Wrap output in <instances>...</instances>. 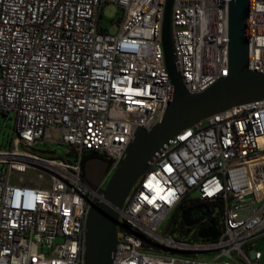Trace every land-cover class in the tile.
Returning a JSON list of instances; mask_svg holds the SVG:
<instances>
[{
    "label": "built area",
    "instance_id": "2783aa9c",
    "mask_svg": "<svg viewBox=\"0 0 264 264\" xmlns=\"http://www.w3.org/2000/svg\"><path fill=\"white\" fill-rule=\"evenodd\" d=\"M107 3L123 12L116 34L101 23ZM165 3L0 0V115L15 119L0 149V264H85L84 157L110 162L104 187L136 131L157 125L170 100ZM231 6L174 2L176 63L191 93L229 75ZM248 8V64L264 75V0ZM53 144L65 154L48 155ZM185 201L209 207L200 226L173 221ZM121 215L112 264H262L264 100L171 139ZM212 223L217 238H200Z\"/></svg>",
    "mask_w": 264,
    "mask_h": 264
},
{
    "label": "water",
    "instance_id": "95a60500",
    "mask_svg": "<svg viewBox=\"0 0 264 264\" xmlns=\"http://www.w3.org/2000/svg\"><path fill=\"white\" fill-rule=\"evenodd\" d=\"M175 0H166L162 45L164 61L172 87L170 100L162 120L151 130L138 129L119 160L117 168L105 184L110 162L102 157L90 158L84 166V180L90 189V209L86 220L85 264H112L118 241L121 210L136 184L150 169L157 153L179 133L207 118L234 107L264 100V75L252 71L248 64V0H232V29L229 43V75L198 93L189 92L177 68L172 13ZM194 209L204 210L207 205L184 210L181 218L185 225L193 226L198 220L190 215ZM203 239H215V223L200 230Z\"/></svg>",
    "mask_w": 264,
    "mask_h": 264
},
{
    "label": "rangeland",
    "instance_id": "374dc122",
    "mask_svg": "<svg viewBox=\"0 0 264 264\" xmlns=\"http://www.w3.org/2000/svg\"><path fill=\"white\" fill-rule=\"evenodd\" d=\"M123 17V12L119 7L112 3H107L103 9V17L101 19L102 25L109 30L110 33L116 34L119 31V20ZM15 125V119L0 115V149L4 146H8V139L12 136L13 128ZM65 146L59 144H53L44 149L54 150L55 152H49L48 155L63 156L65 154ZM172 214H170L166 220L160 225V232L164 233L165 228ZM177 218H181L178 214ZM256 247L262 252V264H264V240L259 241Z\"/></svg>",
    "mask_w": 264,
    "mask_h": 264
},
{
    "label": "flooded vegetation",
    "instance_id": "af4514ba",
    "mask_svg": "<svg viewBox=\"0 0 264 264\" xmlns=\"http://www.w3.org/2000/svg\"><path fill=\"white\" fill-rule=\"evenodd\" d=\"M207 205V204H188L186 202H182V204H180V206L177 207L176 212L177 214H179L181 216L182 212L188 208H192V207H197V208H201L202 206ZM204 210H199V209H194L191 212V219L192 220H198V223L195 224L194 226H200L201 223L203 222V220L206 218V215L204 216L203 214Z\"/></svg>",
    "mask_w": 264,
    "mask_h": 264
},
{
    "label": "trees",
    "instance_id": "16d2710c",
    "mask_svg": "<svg viewBox=\"0 0 264 264\" xmlns=\"http://www.w3.org/2000/svg\"><path fill=\"white\" fill-rule=\"evenodd\" d=\"M94 157H101V155H88V156H85L84 159H83V167L85 166V163H86V161H87L88 159H90V158H94ZM185 202H186V201H185ZM177 216H178V214H177V212H176L175 215H174L173 221H175V220L177 219Z\"/></svg>",
    "mask_w": 264,
    "mask_h": 264
}]
</instances>
